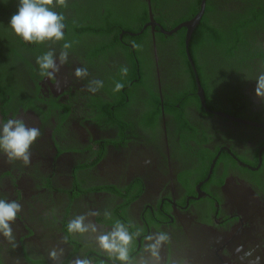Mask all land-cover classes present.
<instances>
[{"label": "flooded vegetation", "instance_id": "obj_1", "mask_svg": "<svg viewBox=\"0 0 264 264\" xmlns=\"http://www.w3.org/2000/svg\"><path fill=\"white\" fill-rule=\"evenodd\" d=\"M202 1L155 0L157 16L163 23L166 16H189L195 4L199 13ZM253 4L264 7V0H206L205 13L207 5L208 15L216 16ZM158 23L153 18L138 35L151 27L155 86L160 97L175 99L180 81L176 68L164 62L176 60L170 55L162 60L163 43H157L159 32L165 37L175 33L164 34ZM125 35H136L121 30L120 48L130 55L71 47L64 65L58 59L63 44L46 42L50 46L43 52L54 50L60 69L54 80L40 75L36 58L44 53L35 56L33 66L16 68L24 90L0 102V123L23 119L39 128L41 137L31 146L29 165L8 161L0 151V199L22 205L10 222L13 238L0 233L3 264H74L78 258L120 264L96 240L116 220L132 233L141 230L130 247L134 262L149 257L143 237L165 231L170 242L161 250V264H264V102L255 95L263 60L251 61L261 69L257 76L240 72L239 100L233 98L235 89L222 88L212 73L211 108L188 107L183 113L188 122L162 108L154 124L144 102L146 80L125 104L109 83L106 72L117 74L120 65L130 64L128 56L139 52L145 59L146 42L137 49ZM78 67L89 75L76 78ZM92 80L104 86L90 92ZM82 214L85 223L95 224V232L68 231L69 221ZM52 250L55 259L49 256Z\"/></svg>", "mask_w": 264, "mask_h": 264}, {"label": "trees", "instance_id": "obj_2", "mask_svg": "<svg viewBox=\"0 0 264 264\" xmlns=\"http://www.w3.org/2000/svg\"><path fill=\"white\" fill-rule=\"evenodd\" d=\"M67 3L66 8L57 6L53 10L65 16V40L72 42V47L76 49L88 50L94 46L95 52H98L97 48L99 47L100 51L110 48L111 51H128V55H130L129 49L120 48L123 46L120 41L122 29L136 35L134 37L124 36V38L130 39L132 44L134 42L139 46L142 41L146 42L148 47L145 59H141L142 56L136 52L128 56L130 57L129 65H120L117 74L109 70L106 73L110 74L109 83L113 86L116 82L124 84V87L119 91V96L122 94L123 104H125L127 96L136 97L138 92L134 88L142 86L146 80L148 95L144 102L148 112L153 115L151 123L154 124H158L161 120L162 108L166 114L175 113L179 117L181 115L184 117L183 113L188 107L195 106L203 111L196 94L198 82L204 91L206 105L211 108L213 99L209 87V74L215 73V81L222 85V88H234L237 96L233 98L238 99V97L242 98L237 85V82L243 80L240 72H246L248 76H251V73L252 76H257L261 69L251 62L255 59L263 60L262 68L264 67V14L262 13L264 7L257 8L253 4V7L236 14L227 15L219 12L216 16H210L208 13L210 14L211 7L207 5L206 13L194 31L189 45L191 61L186 53L185 28L171 37H165L159 32L157 43H163L159 49H162V56L165 57L162 60H166L167 55H170L177 61L172 63L165 61L164 65L176 68L175 75L180 81L179 92L175 99L166 95L160 97L154 83L153 68L155 63L152 61V40L149 37L151 27L141 35L138 33L145 24L150 22L151 9L155 22H159L158 24L166 31H172L198 14L196 7L198 4L192 6L189 16H177L176 18L166 16L163 23L157 16L155 0H151L150 4L145 0H67ZM17 7L18 0H0L1 103H4L7 95L13 92L18 94L19 91L24 90L21 85L23 76L16 72V68L33 66L35 56L43 54V49L48 48L47 45L50 46V43L46 42L26 43L22 38L16 36L9 26V22L11 16L16 13ZM194 14L195 16H193ZM60 42L63 44L65 41ZM171 43L175 46H171ZM135 48L138 49V47ZM247 60L249 63L246 62ZM123 67L128 68L126 76L121 74ZM231 83L234 85L229 86ZM123 89L124 92H122ZM245 105L247 106V104ZM187 116L190 115L187 114ZM184 120L189 121L186 117ZM0 264H3L1 257Z\"/></svg>", "mask_w": 264, "mask_h": 264}, {"label": "clouds", "instance_id": "obj_3", "mask_svg": "<svg viewBox=\"0 0 264 264\" xmlns=\"http://www.w3.org/2000/svg\"><path fill=\"white\" fill-rule=\"evenodd\" d=\"M148 4L151 0L146 1ZM67 7V0H18V7L15 14L10 18L9 26L14 33L26 43H45L65 41L59 53V65H64L68 61V50L72 47V42L65 40V16L53 10L54 7ZM150 8V7H149ZM154 16L152 9L150 16ZM133 47H138L133 42ZM54 50H49L36 58V63L40 69V75L54 80L59 66L56 63ZM128 68L121 69L122 75H127ZM76 78L84 79L89 73L86 68H76L74 71ZM255 95L264 102V72H261L255 79ZM102 80L89 81L88 91L97 92L103 87ZM124 87L121 82H116L113 91L119 92ZM41 137L39 128L29 127L20 118L8 119L7 122L0 123V151L8 158V161L19 160L25 165L31 163V146ZM22 210V205L15 200L7 201L0 199V233L9 240L13 238L10 222L14 223L18 214ZM92 215V213H89ZM107 215V214H106ZM86 216L78 215L70 220L67 228L71 233L84 234L91 230L95 232L94 223H85ZM141 236V230L135 233L129 231V225L116 220L111 231L96 237L99 248L107 253L109 258H114L120 264H161V250L170 242V236L165 231H160L144 236V250L149 257H141L140 261L134 262L130 256V247L134 238ZM50 258H56V251L49 253ZM74 264H92L90 259H76Z\"/></svg>", "mask_w": 264, "mask_h": 264}, {"label": "water", "instance_id": "obj_4", "mask_svg": "<svg viewBox=\"0 0 264 264\" xmlns=\"http://www.w3.org/2000/svg\"><path fill=\"white\" fill-rule=\"evenodd\" d=\"M205 8H206V0H203L199 13L192 20H189L187 22L180 24L179 26H177L174 30H172L170 32L163 31L164 34L172 35L174 33H177L182 28L186 29V42H185L186 43V53H187L190 61H191V57H190V52H189V45H190L194 31L199 26V24H200V22L204 16ZM150 20H152V22H153L152 16H150ZM151 24H153V23H151ZM197 84H198L197 94L199 96V99L201 101L202 106H205L206 101H205L204 91L202 90L200 83L198 82Z\"/></svg>", "mask_w": 264, "mask_h": 264}, {"label": "bare ground", "instance_id": "obj_5", "mask_svg": "<svg viewBox=\"0 0 264 264\" xmlns=\"http://www.w3.org/2000/svg\"><path fill=\"white\" fill-rule=\"evenodd\" d=\"M44 53V52H43ZM182 71V70H181ZM182 77V76H181ZM207 93V92H206ZM207 95V94H206ZM243 97V96H242ZM196 98V97H195ZM236 105V104H235ZM240 107V106H239ZM183 110V109H182ZM245 115V114H244ZM191 126V125H190ZM194 128V127H193Z\"/></svg>", "mask_w": 264, "mask_h": 264}]
</instances>
